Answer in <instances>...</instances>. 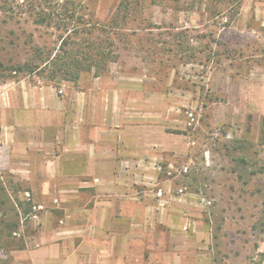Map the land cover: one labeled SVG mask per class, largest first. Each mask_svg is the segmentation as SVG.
Instances as JSON below:
<instances>
[{"label": "rangeland", "instance_id": "rangeland-1", "mask_svg": "<svg viewBox=\"0 0 264 264\" xmlns=\"http://www.w3.org/2000/svg\"><path fill=\"white\" fill-rule=\"evenodd\" d=\"M6 1L14 16L4 19L0 9L2 65L24 62L31 41L54 52L60 6L73 7L80 22L107 31L118 54L105 73L83 72L80 86L118 88L115 109L123 105L141 129L149 121L157 143L92 149L96 176H80L72 212L59 200L67 192L58 189L57 200L44 203L38 187L0 166V264H25L23 250L37 246L44 223L75 228L57 236L67 248L83 242L80 253L91 256L83 264L94 246L101 261L112 253L117 263L121 235L96 233L93 245V226L133 231L126 235L135 238L128 244L140 264H264V0H34L57 8L52 26L35 22L30 0ZM4 66L2 121L4 107L35 87L60 98L81 90ZM6 129L0 124V133ZM48 209H57V219L42 216Z\"/></svg>", "mask_w": 264, "mask_h": 264}, {"label": "crops", "instance_id": "crops-1", "mask_svg": "<svg viewBox=\"0 0 264 264\" xmlns=\"http://www.w3.org/2000/svg\"><path fill=\"white\" fill-rule=\"evenodd\" d=\"M81 79L82 75L76 83L77 88L81 90H73L68 98H60L54 96L50 90H39L40 88L35 87L18 103L7 104L4 107L7 114L5 121L0 120V124L7 126V129L0 133L2 141L0 154L5 151V164L4 161H0V166L3 168L6 166V169L20 174L24 184L38 187L44 203L57 200L58 189L67 192L59 199L64 203L62 204L65 208L64 212H72L70 208L72 201L74 205L77 202L80 176H96L98 164L93 160L95 154L92 149H136L143 141L144 144L149 145L148 149H153L157 143L154 127L149 121L141 129L140 124H137V120L132 117V112L122 109L123 105L115 109L119 99H115L113 95L117 93L118 88L104 90L94 81L83 88L79 84ZM17 111L22 112V116L17 114L10 119L9 115ZM141 130L145 131L144 136L140 134ZM12 149H18L19 151L15 153L22 158H13L11 155L14 153H10ZM57 149H60L59 155ZM88 160L90 161L87 162ZM18 163L26 166H19ZM114 200L121 202L119 197ZM115 212L119 216L124 211L118 206ZM41 214L43 217L57 219V209L44 210ZM96 214L100 216L99 212ZM101 215L105 216L103 213ZM106 215L110 217L111 211L107 209ZM74 229V227L50 226L46 223L41 225L37 246L23 250L22 258L25 259V264L86 263L91 256L80 253V250L85 249L80 247L83 242L77 247L67 248L60 239L62 237L57 236ZM91 230L93 245L99 241V238L94 237L96 233L110 235L117 230L121 237H118L117 263H115L116 256L112 253L107 261H101L94 246L88 248V252L92 254L89 264H131L132 262L140 264L139 254L132 252L128 244L135 241V238L126 235L133 231L125 227L117 229L106 227L103 231L95 226L91 227ZM109 239L110 236L105 240Z\"/></svg>", "mask_w": 264, "mask_h": 264}, {"label": "trees", "instance_id": "trees-1", "mask_svg": "<svg viewBox=\"0 0 264 264\" xmlns=\"http://www.w3.org/2000/svg\"><path fill=\"white\" fill-rule=\"evenodd\" d=\"M40 2H26L30 15L34 16L36 23L52 26L55 17L62 14V25L56 24V28H61L60 43L53 52L45 45L31 41L30 56L24 62L6 66L0 62L6 70L23 75L37 73L44 80L59 85L62 81L76 83L85 71H93L95 76H99L107 71L111 62L117 60L114 39L103 27L98 29L88 22H80L81 14L71 6H60L59 14L57 8L50 4L47 8L39 7ZM0 9L4 19L14 16V8L6 0L0 2ZM78 20L80 23L70 27L65 23Z\"/></svg>", "mask_w": 264, "mask_h": 264}]
</instances>
